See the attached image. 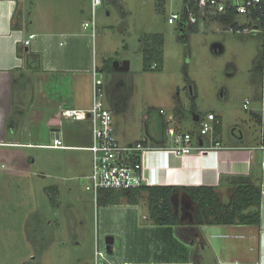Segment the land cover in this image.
<instances>
[{"label": "rangeland", "instance_id": "obj_1", "mask_svg": "<svg viewBox=\"0 0 264 264\" xmlns=\"http://www.w3.org/2000/svg\"><path fill=\"white\" fill-rule=\"evenodd\" d=\"M48 1L52 12L66 15L62 0ZM165 1L163 11L157 9V0H103L95 12V37H91V30L81 31L86 37L82 58L87 61L89 77L94 66L100 68L104 60H113L111 71H99L98 75L103 105L111 113L117 141L124 145L163 132L175 111L182 116L186 131L197 134L199 125L194 118L212 112L222 121V144H234L240 133L253 141L257 127L251 112L243 109V102L255 101L260 94L262 35L233 31V24L246 26V20L227 14L208 23L202 20L198 33L178 29L167 23V17L171 12L182 13L184 2ZM21 4L34 15L38 0H22ZM83 10L75 28L90 20L89 0ZM149 34L164 37L160 72L142 70L143 40ZM56 41L57 51H67L64 38ZM125 61L129 63L127 70L114 68L113 63ZM87 124L65 121L61 128L63 144L89 146ZM38 132L43 137L39 141L47 142L48 130ZM38 139L26 141L33 144ZM15 154L19 156L17 162L6 160ZM0 157V264H102L103 258L95 254L101 252L106 258V238L114 234L115 246L122 247L125 236L122 240L117 236L125 229L121 224L126 219L148 216L147 206L142 205L147 204L143 193L136 208L124 204L97 206L85 190V177L91 172L88 151L32 145L9 148L0 152ZM13 166L20 167L22 175L11 171ZM48 187H58L59 197L50 192L51 188L46 191ZM173 203L183 204L185 214L193 217L190 200L181 203L176 198Z\"/></svg>", "mask_w": 264, "mask_h": 264}, {"label": "crops", "instance_id": "obj_2", "mask_svg": "<svg viewBox=\"0 0 264 264\" xmlns=\"http://www.w3.org/2000/svg\"><path fill=\"white\" fill-rule=\"evenodd\" d=\"M62 1L66 9V15L63 17L48 8V0H38L34 15H29L23 9L22 0H0V152L32 145L62 150L48 148L57 137L64 141L62 124L65 121L82 122L63 119L60 110H86L91 105L92 74L89 77L87 61L82 58V49L87 46L84 39L86 37H83L81 31L86 21L76 25L77 28L74 26L84 15L86 0ZM157 1V9L164 11L166 1ZM217 18L210 17L206 22ZM235 24L234 29L237 27ZM30 34L35 37L28 46H24L23 40L28 39ZM56 38L65 39L67 51H57ZM102 66L94 67L99 72ZM216 117L221 121L218 115ZM199 119L196 117L194 121L198 122ZM182 121L180 113L175 111L171 121L166 120L165 125L189 132L183 129ZM167 126L166 129L163 128V132H154L141 140L125 144L140 142L149 148H169L171 138L167 134ZM86 127L91 143L88 124ZM42 129L48 130L49 134L45 138L47 142L38 139L42 137L38 132ZM219 137L222 140L221 133ZM29 138H37L38 142L31 144L26 141ZM233 143L222 144L224 150L204 156L192 153L178 157L171 152H147L144 155L147 185L176 188L212 187L221 203L227 204L234 189L231 179L244 177L262 188L259 227L197 226L193 223V217L187 216L186 211H183V204L173 203L176 198H179L181 203L189 201L182 191L177 190L171 197V206L173 213L179 215V225H154L149 214L142 220L126 219L125 223L121 224L125 227L124 231L118 232L117 235L121 240L123 235L125 236L124 244L122 247H116V236L111 234L112 243L109 247L105 244L106 258L102 260V264H264V151L257 149V133L253 141L246 140L240 133ZM203 144L206 145V141ZM64 146L65 149L84 151H87L84 148L88 147ZM18 157L11 155L6 160L17 162ZM14 168L11 171L22 175L20 167ZM50 188H46V191ZM51 189L49 191L59 197V188ZM53 204L59 202L54 201ZM123 204L130 205L127 202L118 205ZM140 205L138 202L137 205L131 206L136 208ZM122 249L126 255H122Z\"/></svg>", "mask_w": 264, "mask_h": 264}, {"label": "built area", "instance_id": "obj_3", "mask_svg": "<svg viewBox=\"0 0 264 264\" xmlns=\"http://www.w3.org/2000/svg\"><path fill=\"white\" fill-rule=\"evenodd\" d=\"M102 1L89 0L90 20L84 22L83 30H91L92 38L95 37V12ZM222 14L245 19L246 26L236 23L237 27L233 31L259 33L264 42V0H185L183 12H171L167 17V23L190 32L193 28L199 30L202 20ZM34 37V34H30L28 39L23 40L24 46H28ZM260 72L262 80L259 97L252 102L245 99L243 109L253 115L257 127V149L264 151V61ZM91 74L90 107L86 110L62 108L60 116L65 120L88 122L91 143L84 149L91 154V172L87 176L85 190L92 194L95 201L102 191H126L148 186L144 168V155L147 152H171L175 156L183 157L192 153L204 156L225 149L219 135H215L218 119L214 113H208L198 120L197 134L194 131L182 132L172 126L167 127V134L171 138L169 148H149L140 142L120 144L114 133L111 113L103 105L102 81L96 67H93ZM204 141L206 145L203 144ZM48 148L65 149L66 147L57 137ZM95 256L104 259L101 252H96Z\"/></svg>", "mask_w": 264, "mask_h": 264}, {"label": "trees", "instance_id": "obj_4", "mask_svg": "<svg viewBox=\"0 0 264 264\" xmlns=\"http://www.w3.org/2000/svg\"><path fill=\"white\" fill-rule=\"evenodd\" d=\"M185 2V0H184ZM193 28L190 32H196ZM164 37L161 34L145 35L142 48V70L144 72L163 69ZM112 59L104 61L101 71L110 72ZM221 133V121L215 126V135ZM234 189L227 204L221 203L217 192L212 187L141 186L126 191H102L96 202L97 206L118 205L126 200L130 205H137L140 195L146 194L148 214L154 225L177 226L178 214L173 213L171 197L177 190L182 191L193 203V223L202 225H241L260 226L262 188L244 177H233Z\"/></svg>", "mask_w": 264, "mask_h": 264}, {"label": "water", "instance_id": "obj_5", "mask_svg": "<svg viewBox=\"0 0 264 264\" xmlns=\"http://www.w3.org/2000/svg\"><path fill=\"white\" fill-rule=\"evenodd\" d=\"M113 66H115V69H119V70H127V69H128V62L125 61V62H123L120 66H119L118 63H114ZM111 243H112V238H108V239H106V244H107L108 246H110Z\"/></svg>", "mask_w": 264, "mask_h": 264}]
</instances>
